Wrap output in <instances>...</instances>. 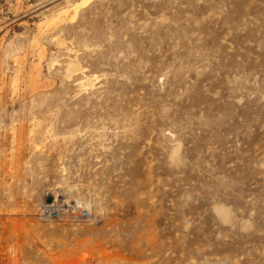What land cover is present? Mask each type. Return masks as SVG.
Here are the masks:
<instances>
[{
  "label": "rangeland",
  "instance_id": "374dc122",
  "mask_svg": "<svg viewBox=\"0 0 264 264\" xmlns=\"http://www.w3.org/2000/svg\"><path fill=\"white\" fill-rule=\"evenodd\" d=\"M79 1L0 0V264H264V0Z\"/></svg>",
  "mask_w": 264,
  "mask_h": 264
},
{
  "label": "bare ground",
  "instance_id": "6f19581e",
  "mask_svg": "<svg viewBox=\"0 0 264 264\" xmlns=\"http://www.w3.org/2000/svg\"><path fill=\"white\" fill-rule=\"evenodd\" d=\"M92 0H80L79 2L75 3L72 5V7L74 8V15L76 14V11L81 8L86 6L89 2H91Z\"/></svg>",
  "mask_w": 264,
  "mask_h": 264
},
{
  "label": "built area",
  "instance_id": "2783aa9c",
  "mask_svg": "<svg viewBox=\"0 0 264 264\" xmlns=\"http://www.w3.org/2000/svg\"><path fill=\"white\" fill-rule=\"evenodd\" d=\"M55 208H56V207L51 206V207H50V211H55V210H54Z\"/></svg>",
  "mask_w": 264,
  "mask_h": 264
},
{
  "label": "water",
  "instance_id": "95a60500",
  "mask_svg": "<svg viewBox=\"0 0 264 264\" xmlns=\"http://www.w3.org/2000/svg\"><path fill=\"white\" fill-rule=\"evenodd\" d=\"M47 202H50V200H48Z\"/></svg>",
  "mask_w": 264,
  "mask_h": 264
}]
</instances>
